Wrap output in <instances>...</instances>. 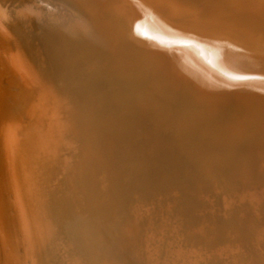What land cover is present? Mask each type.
<instances>
[{"label": "bare ground", "instance_id": "1", "mask_svg": "<svg viewBox=\"0 0 264 264\" xmlns=\"http://www.w3.org/2000/svg\"><path fill=\"white\" fill-rule=\"evenodd\" d=\"M194 1L0 0V264H264V0Z\"/></svg>", "mask_w": 264, "mask_h": 264}, {"label": "rangeland", "instance_id": "2", "mask_svg": "<svg viewBox=\"0 0 264 264\" xmlns=\"http://www.w3.org/2000/svg\"><path fill=\"white\" fill-rule=\"evenodd\" d=\"M117 1H118V0H117ZM117 1H116V0H111V3H112V2L115 3V2H117ZM195 1H196V0H195ZM195 1H194V3H195ZM202 1H204V2H202ZM207 1H208V0H200V1L198 0V2H196L195 4H197V3L199 4V2H200V4L202 5V7H205V6L207 7V6H208ZM120 2H121V1H120ZM205 2H206V5L204 6L203 3L205 4ZM121 4L126 6V7H125V6H122V9H123L124 11H125L126 9H128L127 6H128V7L131 6L130 4L127 5L125 2H124V4H123V2H122V3L119 4L120 7H121ZM198 4H197V5H198ZM123 7H125L126 9L123 8ZM198 7H199V6H198ZM83 12H84V14L87 13V12H85V11H83ZM88 14H89V13H87V15H88ZM87 15L85 14V15H83V16H87ZM107 15L110 16L111 14L106 13V14H104L103 18L106 17ZM114 16H115V15L111 16L110 18H112V17H114ZM97 17L99 18V19L97 18V20L99 21V25H100V26H103V24H105V23L107 22L106 20L110 19V18H106V20H105V19H101L102 17H101L100 14H99ZM107 17H108V16H107ZM100 19H101V20H100ZM102 20H103V21H102ZM101 21H102L103 23H101ZM105 21H106V22H105ZM97 23H98V22H97ZM119 36H120V35H119ZM153 36L155 37V39H157L156 37H158L159 40H161V37L158 36L157 33H153ZM120 37H121V36H120ZM137 38H139V37H135V40H137L136 43H135L136 45H138L137 43L139 42V39H137ZM120 39H121V38H120ZM112 40H113V42H112ZM112 40H111V42L109 41V43H107V45H108V44L111 45V46H110L111 48L109 47V48L107 49V47H108L109 45L107 46L106 44H105L104 46L100 47V52L102 53V55H104V57H105L107 54H109V55L106 56V58H107L106 60H107V63H109L110 66L108 65L109 68L107 69V71L109 70V72L106 73V71H103L104 73H103L102 76H100V78H99L100 80H98V82H99V83L101 82V83H103V84H105V83H107V82H109V83H111V84L113 83L112 86L114 85V88L116 87V89H118V87H119V89H121L120 86H123V85L125 84V83H123V82H126V83H128L127 85L129 86V87L127 86V87H128L127 89H129L130 91H132V89L135 87V86H132V85H137L138 83H140L141 81H143L142 79H145V76H143L142 74H135V76L133 75L135 78L132 76V77H130L131 79H130V78H129V79L126 78V79L124 80V78L119 77L120 75H115L113 72H111V74H110V71H111V70L113 69V67L116 65V61H118V60H117L118 58L116 59V57H117V56H118V57L120 56V55L117 54V51L119 52V54H122V53H123V52H122V51H123V50H122L123 46H124V45H125L124 47L129 46L130 44H132V41H131V40L125 41L126 43H127V42L129 43V44L127 43L128 45L125 44V42L122 43V44H120V45H117L118 41H117V40H114V39H112ZM118 40H119V39H118ZM133 40H134V39H133ZM189 40L192 42V40L194 41V40H196V39H194V38H190ZM119 41H120V40H119ZM196 41H197V43H196ZM196 41L193 42V44H196V45L194 46V48H192V47H191V48H192V49H195V48H196V49H195V52L198 51L197 53H198V54H201V55L204 54V53H206V52H207L206 50H209V53L211 52V54H209L210 56H209V55H208V56H209V58L212 57V60H213V61H211V62H214V60H215L214 63H216V58L213 57L214 55H213L212 53H217L216 51H219V52L224 51V50L222 49V46H219V48H218L217 45H216L217 43L215 44V43H211V42H209V44H208V42H204V41L201 42V41H199L198 39H197ZM130 42H131V43H130ZM133 42H134V41H133ZM158 42H159V41H158ZM158 42H156V43H157L156 46H160V43H159V45H158ZM112 43H113V44H112ZM119 43H120V42H119ZM203 43H204V44H203ZM133 44H134V43H133ZM139 44H140V43H139ZM200 44H201V45H200ZM211 44H213V45H211ZM214 44H215V45H214ZM121 45H122V46H121ZM209 45L211 46V50H212V48L214 49V48L216 47V48H215L216 51H215V49H214V51H213V50L211 51ZM106 46H107V47H106ZM119 46H120V47H119ZM199 46H202V49H201V47H199ZM203 46H204V47H203ZM205 46H206V47H205ZM105 47H106V48H105ZM117 47H118L119 50L117 49ZM129 47H130V46H129ZM179 47H181L180 44H178V47H177V48H179ZM197 47H198V48H197ZM207 47H209V48H207ZM113 48H114V49H113ZM126 48H127V47H126ZM199 48H200V50H199ZM204 48H207V49L205 50L206 52L203 51ZM111 49H112L114 52H113V51H110ZM115 49H116L117 51H115ZM218 49H219V50H218ZM220 49H221V50H220ZM181 50H182V49H181ZM120 51H121V52H120ZM106 52H107V53H106ZM108 52H110V53L113 54V55H111V54L108 53ZM115 52H116V53H115ZM125 52H126V50H125ZM125 52H124V53H125ZM202 52H203V53H202ZM105 54H106V55H105ZM114 55H116V56H114ZM109 56H113L112 58H114V57H115V58L112 59L111 57L109 58ZM110 59H111V60H110ZM115 59H116V60H115ZM112 60H113V62H112ZM114 60H115V61H114ZM109 61H110L111 63H110ZM114 62H115V64H113ZM118 62H119V61H118ZM118 62H117V63H118ZM116 66H118V65H116ZM116 68H117V67H116ZM114 71H115V70H114ZM111 75H112V76H111ZM137 75H138V76H137ZM249 75H250V74H249ZM106 76H107V78H104V77H106ZM109 76H110V77H109ZM114 76H116L117 78L114 77ZM219 76H221L220 73H219ZM108 77H109V78H108ZM137 77H138V78H137ZM116 79H117L118 82L116 81ZM135 80H137V81H135ZM114 81H115L116 83H115ZM159 81H160V80H159ZM119 82H120V83H119ZM136 82H137V83H136ZM161 82H163V81H161ZM246 82H247V81H246ZM114 83H115L117 86H116ZM130 83H131V84L133 83V84L131 85ZM134 83H135V84H134ZM163 83H164V82H163ZM247 83H248V82H247ZM120 84H121V85H120ZM118 85H119V86H118ZM245 85H246V84H245ZM247 86L250 87L251 84H250V85H247ZM132 87H133V88H132ZM130 88H132V89H130ZM123 89H124V90H127L126 88H124V86L122 87V90H123ZM129 90H128V92H129ZM170 90H171V89H170ZM172 90H173V89H172ZM174 92H175V91H174ZM129 93H130V92H129ZM262 93H263V94H262ZM181 94H182V93H181ZM258 94H259V93H258ZM260 95H261L262 98H264V91H263V92H260ZM181 98H185L186 100H189L190 97L187 96V95L182 94ZM219 100H220V99L216 100V102L219 101ZM146 121H147V119H146ZM167 122H168V123H170V122L173 123V121H169V119H168ZM167 122H165V123H167ZM143 123H145V120H143ZM145 124H147V122H146ZM163 124H164V123H163ZM171 126H173V125H171ZM168 127L171 128L172 130H175V129H174V128H175L174 126H173L174 128H173V127H170V126H168ZM161 128H162V127L160 126V128H159V131H160V132H159V131H156V133H153V131H151V130L148 131V130H147L148 128H145V130H143V133H142V131L140 132L141 135L138 134V136H136V140L139 139V140H137L138 143L133 141V144H134L135 146H137L138 144H140V145H141L140 147H142V149H141V148H138V146H137V148L134 147L133 144H132V147H131L133 153H135V155L133 154V158L137 160V159H139V158L141 157L139 160H142V167H143V168L141 169V172H142V174L144 175V179H143L144 181L146 180V179H145V176H146L147 179H148V177H149L148 174L146 173L147 170H148V168H149L152 164H153V165L156 164L155 162H157V164L159 163L158 165L162 164L163 161L165 160V158H164L165 154L168 153V152L164 153V152L167 151V150H165L162 146H161V147L157 146V145H158V144H157V143H158V140H157V141L155 140V139H157L158 136L161 135V133H162V131H163ZM145 131H147V132H145ZM149 133H150V134L152 133V134L150 135V137H146V136H149ZM145 134H146V135H145ZM158 134H160V135H158ZM154 135H155V136H154ZM156 135H158V136H156ZM140 136H141V137H140ZM151 136H152L153 138H152ZM138 137H140L141 139L138 138ZM239 137H240V138H239ZM149 138H150L151 141H153V142H151V141L149 140ZM234 138H236V139H238V138L241 139V135H240V136H239V135H235ZM239 139H238L237 141H239ZM147 140H149L148 143H147ZM151 143H153V144H151ZM154 143H155V144H154ZM246 143H247V142H246ZM147 144H148V145H147ZM150 145H153L152 147L154 148V152H153V148H152V147H151V149H149V148H150ZM210 145H211V146H209V145H208V146H209L210 149L213 151L214 148H215V146H213L214 144L212 145V143H210ZM154 146H155V147H154ZM156 146L159 147V150H158V149H155ZM191 147H192V146H191ZM191 147H190V146L187 147V148H188V149H187V150H188L187 153H188V152L190 153V151H191V152H194V150H196V149H194V146H193L192 148H191ZM249 147H250V149H249ZM190 148H191V149H190ZM246 148H247L248 152L251 150L249 153H252V155H254L255 157H258V156H259L258 153H255V154H254L255 150L253 151V148H251V146H250L249 143H247ZM133 149H134V150H133ZM135 149H136V150H135ZM137 149H138V150H137ZM155 150H157V151H155ZM211 150H210V151H211ZM134 151H135V152H134ZM138 151H139V152H138ZM150 151H151V152H150ZM75 152H76L77 154L79 153V152H77V148H76V150L74 149V154L77 156V154H76ZM136 152H137V153H136ZM156 152H157V153H156ZM158 152H159V153H158ZM61 153H62V152H61ZM149 153H152L153 155H152V154H149ZM155 153H156L157 156H159V157H157V156L155 157V155H156ZM162 153H163L164 156H162ZM64 154H65V153H64ZM191 154H192V153H190L189 155H191ZM257 154H258V155H257ZM75 155H74V156H75ZM140 155H141V156H140ZM146 155H147V156H146ZM151 155H152V157H150ZM77 157H78V156H77ZM137 157H138V158H137ZM143 157H145V158H143ZM154 157H155V158H154ZM162 157H163V159H162ZM149 158H150V159H149ZM157 158H158V159H157ZM73 159H74V157L72 156V157H71V160H73ZM146 159H147V160H146ZM69 160H70V159H69ZM74 160H75V159H74ZM158 160H159V161H158ZM152 161H153V162H152ZM160 161H162V162H160ZM149 162H150V163H149ZM151 162H152V163H151ZM245 165L247 166L248 164H245ZM245 165L243 164L244 168H246V170H249V172H252V174H253V173H255V174H257V175L259 174V172H257V170L255 171V166L248 165V166L246 167ZM220 166H221V165H219V167H220ZM248 167H249V169H248ZM253 167H254V168H253ZM227 170H229V167L226 168L225 171H227ZM229 171H230V172H229ZM229 171L225 172V175L227 174V176H228V180H229V181L233 178V181H235V183H237L238 181H240V180L243 181V179H245L244 174H242V175L239 174V175H240V177H239V175H236V174L234 173L233 170L231 171V169H230ZM60 172H62L61 169L59 170L58 178H62V177H63V176H62V173H63V172H62V173H60ZM238 172H239V170H238ZM145 173H146V175H145ZM233 174H234V176H233ZM252 174H250V173H246V178H247V176H248V178L246 179L247 182L250 183V180L253 179V180H251V182H253V181L255 180L253 183L256 184V183H257V180H258V181H259L258 184H259V183L261 182V178H260V175H261V174L258 175L259 178L253 176ZM229 175H230V176H229ZM236 176H237V177H236ZM241 176H242L243 178H242ZM250 176H253V177H250ZM219 177L221 178V176H220V175L217 176L218 181H222L223 179H222V178L220 179ZM238 177H239L240 180L238 179ZM254 177H255V178H254ZM64 178H65V177H64ZM229 178H230V179H229ZM256 179H257V180H256ZM237 180H238V181H237ZM248 180H249V181H248ZM146 181H149V180H146ZM231 181H232V180H231ZM128 182L130 183L129 180H128ZM129 183H128V185H126V183H125V185H126V191H128V192H129V189H130V187H131V184L129 185ZM142 183H143V181H142ZM129 186H130V187H129ZM128 192H127V193H128ZM133 196H134V195H133ZM130 199H133V197L131 196ZM120 218H121V215L117 218V220L120 219Z\"/></svg>", "mask_w": 264, "mask_h": 264}]
</instances>
